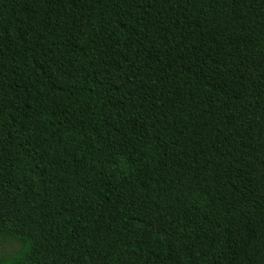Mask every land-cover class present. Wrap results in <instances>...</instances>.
I'll return each instance as SVG.
<instances>
[{"label": "trees", "instance_id": "trees-1", "mask_svg": "<svg viewBox=\"0 0 264 264\" xmlns=\"http://www.w3.org/2000/svg\"><path fill=\"white\" fill-rule=\"evenodd\" d=\"M0 264H264V0H0Z\"/></svg>", "mask_w": 264, "mask_h": 264}, {"label": "rangeland", "instance_id": "rangeland-1", "mask_svg": "<svg viewBox=\"0 0 264 264\" xmlns=\"http://www.w3.org/2000/svg\"><path fill=\"white\" fill-rule=\"evenodd\" d=\"M17 248H18V244L16 242L9 241L3 244L2 251L3 253H9V252L16 250Z\"/></svg>", "mask_w": 264, "mask_h": 264}]
</instances>
